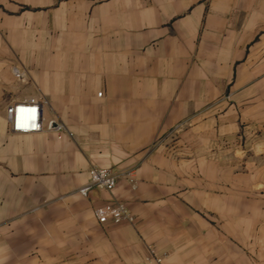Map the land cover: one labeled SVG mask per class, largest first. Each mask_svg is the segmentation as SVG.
<instances>
[{
    "label": "crops",
    "instance_id": "crops-1",
    "mask_svg": "<svg viewBox=\"0 0 264 264\" xmlns=\"http://www.w3.org/2000/svg\"><path fill=\"white\" fill-rule=\"evenodd\" d=\"M0 264H264V0H0Z\"/></svg>",
    "mask_w": 264,
    "mask_h": 264
},
{
    "label": "built area",
    "instance_id": "built-area-1",
    "mask_svg": "<svg viewBox=\"0 0 264 264\" xmlns=\"http://www.w3.org/2000/svg\"><path fill=\"white\" fill-rule=\"evenodd\" d=\"M98 95H102L99 93ZM40 104L37 99L31 98L27 102L13 104L7 108V120L9 122L10 131L17 134H31L42 130L51 132H62L65 127L62 123L55 119L49 120L46 125H43ZM89 181L87 184L79 188V193L86 196L89 190L93 187L112 190L120 177H126L131 182H134L130 172H117L111 168L92 167L89 169ZM94 214L99 223L107 222L134 223L135 217L129 212L127 206L123 202H111L98 206L94 210ZM149 261L155 260L161 262V258L156 256L154 251L147 258Z\"/></svg>",
    "mask_w": 264,
    "mask_h": 264
}]
</instances>
